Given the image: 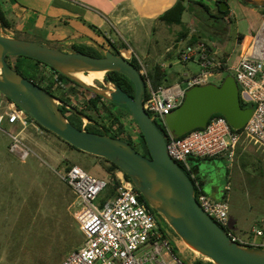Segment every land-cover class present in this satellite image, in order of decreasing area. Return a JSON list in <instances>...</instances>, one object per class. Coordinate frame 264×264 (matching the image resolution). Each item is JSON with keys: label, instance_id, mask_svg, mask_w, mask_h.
<instances>
[{"label": "rangeland", "instance_id": "1", "mask_svg": "<svg viewBox=\"0 0 264 264\" xmlns=\"http://www.w3.org/2000/svg\"><path fill=\"white\" fill-rule=\"evenodd\" d=\"M194 1L208 7V11L193 4ZM186 4L182 25H172L168 28L165 25L166 27L162 28L159 21L153 27L155 30L139 33L145 36L140 42L141 45L125 35H122L125 40L115 36L113 42L104 35H101L99 41L80 35L79 41L65 43L67 38L51 42L35 34H16L15 31L3 28L2 31L10 37L16 36L22 40L47 43L51 46L59 45L64 51L72 45H82L94 49L100 55L105 51L113 52L111 43L120 54L119 51L125 48L127 43L142 60L147 71L159 65L165 78L160 85L167 86L175 82L176 77L171 78L174 74L179 77L199 72V67L195 63L176 62L175 53L182 50L185 45L203 42L212 49L216 62L227 58L228 66H231L242 55L247 47L248 36L255 33L264 15V6L257 7L250 15H244L234 4H228L231 20L227 19L225 24L218 18L215 1L188 0ZM181 31L185 34L183 38L179 37ZM238 34L246 36L243 45L239 43ZM191 39L196 42L192 43ZM146 56L148 58L145 59ZM22 60L24 67H30L33 63L27 58ZM11 62L13 63V60ZM37 72V76H45L42 84L55 76L42 65L38 66ZM232 74V71H218L208 83L220 85L226 75ZM95 85L102 88L100 81H95ZM52 91L54 95H58V91L53 89ZM91 96L88 92L78 89L71 103L78 111H86V100ZM251 106L249 103L248 107ZM106 108L112 113L119 112V109L111 104L106 103ZM5 110L2 109L0 113H4ZM149 117L151 119V115ZM94 118L104 125L109 122L107 113L103 111ZM83 121L86 125L89 123L86 119ZM122 122L127 126L123 138L129 139L137 149L146 152L145 145L138 136L137 127L130 117H123ZM1 129L0 264H60L68 254L80 248L84 241L75 218L78 212L77 204L74 203L71 189L61 177L70 166L76 165L90 176L107 182V188L95 201L98 205L109 199L108 191L113 187L111 181L114 179L113 173L108 169L109 164L102 158L72 148L33 122H29L21 133L31 153L24 162H20L9 152L10 140L6 134L16 133L18 127L4 122ZM236 154L231 163L224 157H215L192 158L190 164L196 168V174L201 180L209 182L207 186L228 185L227 196L224 199L228 207L226 231L240 242L254 241L257 244H264V151L258 150L242 157ZM207 186H204L203 192L209 196ZM160 220L167 230L171 244L176 248V253L187 264H196L198 261L204 264L209 261L186 248L172 229L162 219ZM253 230H260L263 236L255 237Z\"/></svg>", "mask_w": 264, "mask_h": 264}, {"label": "water", "instance_id": "2", "mask_svg": "<svg viewBox=\"0 0 264 264\" xmlns=\"http://www.w3.org/2000/svg\"><path fill=\"white\" fill-rule=\"evenodd\" d=\"M244 1L249 5L264 6V0ZM218 6L220 11L228 10L224 2H219ZM20 56L43 63L109 102L125 105L142 135L149 156L141 155L128 143L105 133H92L82 126L81 129L73 126L61 113L58 108L61 103L56 98L13 70L6 62L7 57ZM90 72L103 73L100 80L102 88L96 86L95 82L86 84L75 77L78 73ZM108 72L119 73L129 80L134 87L133 97L112 84L107 77ZM143 93V83L136 69L111 51H105L101 57L69 49L64 51L59 45L10 37L0 27V95L68 145L115 165L128 177L146 205L156 213L157 221L166 233L160 219L188 248L208 259V264H264V249L231 241L200 208L194 198L192 183L168 156L164 136L142 109ZM66 108L82 122L86 119L77 110ZM252 112L251 107H241L237 84L231 75H226L220 85L207 83L188 89L181 104L165 116V123L172 136L180 137L191 130L205 127L209 118L218 114L232 130L237 131L245 126Z\"/></svg>", "mask_w": 264, "mask_h": 264}, {"label": "built area", "instance_id": "3", "mask_svg": "<svg viewBox=\"0 0 264 264\" xmlns=\"http://www.w3.org/2000/svg\"><path fill=\"white\" fill-rule=\"evenodd\" d=\"M125 46L119 51V56L137 64L136 71L146 88L147 98L144 103L141 102L142 109L151 115V121L153 119L165 131L167 154L193 181H190L193 189L194 186L197 189L194 198L200 208L231 241L264 249V244L240 242L226 231L228 207L225 198L215 201L204 195L190 164L192 158L215 157H224L231 163L241 138L264 148V15L248 47L234 64L228 66L226 63L227 68L224 69L233 72L240 101L252 104V115L240 132L232 130L222 116H211L205 127L180 137L172 136L166 126L165 116L181 104L185 92L193 86L207 84L223 68L222 61H215L211 48L205 43L187 44L177 53L176 62L195 63L199 67L198 73L176 75L174 83L156 88L151 86L142 60L127 43ZM4 122L18 127L16 133L6 132L10 140L8 150L24 162L31 153L21 137L30 122L28 116L8 101L5 112L0 113V130ZM85 125L86 122L81 125L83 129ZM113 176V196L98 205L95 201L107 188V182L90 176L76 165L70 166L61 177L71 189L77 204L75 218L84 241L60 264H186L173 252L166 231L153 211L139 199L140 194L131 182L120 170L115 171ZM253 233L256 237L263 235L260 230H253Z\"/></svg>", "mask_w": 264, "mask_h": 264}, {"label": "crops", "instance_id": "4", "mask_svg": "<svg viewBox=\"0 0 264 264\" xmlns=\"http://www.w3.org/2000/svg\"><path fill=\"white\" fill-rule=\"evenodd\" d=\"M213 1L217 3L219 0ZM175 2L176 0H0V10L9 22L8 29L15 31L16 34H35L51 42L67 38L65 43L79 41L80 35L95 41H99L101 35H104L112 42L115 36L125 40L122 38V35H125L141 45L140 42L145 36L139 33L153 30L159 22L158 17ZM194 2L193 4L196 3ZM228 4H234L244 15H250L257 8L248 3L241 4L238 0H228L227 6ZM185 6L187 7L186 3ZM227 19L231 20V13L224 17L225 24ZM159 24L162 28L167 26L161 22ZM88 25L94 28L91 29ZM175 55L177 56V53ZM226 63L228 64L227 58ZM7 103L8 101H4L0 95V112L6 109ZM258 150L263 152L264 148L241 138L235 153L242 157ZM198 180L202 193L207 196L203 188L209 182L199 177ZM228 188V185L223 187L219 184L207 186L206 190L209 191L207 197L215 201L226 198Z\"/></svg>", "mask_w": 264, "mask_h": 264}, {"label": "trees", "instance_id": "5", "mask_svg": "<svg viewBox=\"0 0 264 264\" xmlns=\"http://www.w3.org/2000/svg\"><path fill=\"white\" fill-rule=\"evenodd\" d=\"M228 0H219L216 3V9H217V13H218V18L224 22V17L228 14V10L227 11H220L218 3L219 2H225L227 3ZM242 3L246 4V2L244 0H240ZM188 2V0H176V2L173 4V6L171 8H169L168 10H166L164 13H162L159 17H158V21L163 22V24L167 25V26H172V25H182V17L184 12L186 11V6L185 3ZM195 3V2H194ZM196 5L202 7L205 11H208V8L200 3H195ZM91 29L94 28L91 25H88ZM0 27H2L3 29H8L10 27L9 22L7 21L6 17L3 15V12L0 10ZM184 33L181 31L179 32V37L183 38L184 37ZM253 34L248 36L247 41V45L250 41V39H252ZM245 37L244 35H238V40L239 43L243 45V41H245ZM192 43L196 42L193 41V39H191ZM113 53L119 55L117 48L113 45V43L110 44ZM69 50L74 51V52H78V53H83L89 56H93V57H101V55L99 53H97L94 49L90 48V47H86V46H82V45H72ZM26 57H7V61L8 64L12 67L13 70H15L16 72H18L19 74H21L23 77H25L27 80L29 81H33L35 82V80L37 79L39 80H43L45 76L44 75H39L37 76V71H38V66L44 65L43 63L27 58L28 60H31L33 63L30 67H24L23 66V60ZM11 60H13V63L11 62ZM222 63H223V68L220 70H224L227 68L226 65V59H222ZM130 64L136 69L138 70V66L137 64L131 60ZM45 67L49 68L52 73H55L57 75L56 78L54 79H48L46 80L48 86L42 88L44 91H46L50 96L56 98L61 105L58 106V108L60 109L61 113L68 119V121L75 126L77 129H81V123L82 120L75 114L73 113L71 110L67 109V107H70L71 109H75L78 111V109H76L75 107H73L71 100L72 98L77 94V90L78 89H82L85 92H88L89 94H91L92 96L90 98H88L86 100V104H85V108L86 111H78V113L82 114L87 120H88V124L84 127L85 131L88 132H92V133H97V134H102L105 133L106 135L110 136L111 138H115L121 141H124L126 143H128L130 146H132L138 153H140L143 156H149L147 147L145 145V142L142 138V135L139 131V129L137 128V132H138V136L140 137V139L143 141L144 145H145V149L146 152H144L141 149H137V147L128 139L125 140L123 138L125 132L127 131V126L123 124L122 119L123 117H130V120L135 124L134 120L131 118L130 113L127 109V107L125 105H118L115 104L113 102H109L93 93H91L90 91L78 86L77 84L73 83L72 81H70L69 79H67L66 77H64L63 75L59 74L58 72L54 71L52 68L44 65ZM148 76L150 79V83L151 86L153 88L158 87L163 81H164V73L163 71H161L159 69V66H155L153 67L151 70L148 71ZM107 77L109 78V80L111 81L112 84H114L115 86H117L118 88H120L123 92H125L126 94H128L130 97H133L134 95V87L132 85V83L127 80L124 76L120 75L119 73L116 72H108L107 73ZM176 77V74L173 75V77H171L172 79ZM53 90L58 91V95H54L52 92ZM144 94L141 98V102L144 103V101L147 98V93H146V88L144 87ZM4 98V97H3ZM6 99V98H5ZM6 101H9L6 99ZM106 103L107 104H111L112 106H115L116 108L119 109L118 113H112V111H110V109L106 108ZM241 107L242 108H246L248 107V105H246L245 103H243L242 101H240ZM106 112L107 113V117L109 119V122L107 125H104L102 123H99L94 116L98 115L100 113ZM90 113V114H88ZM70 115L71 119L69 116ZM214 116H220L218 114H213L212 117ZM28 120L30 122L35 123L40 129L49 132L47 130H45L44 128L40 127L35 121H33L30 117H28ZM152 122L154 123V125L156 126V128L158 129V131L163 135L166 136L165 131L152 119ZM241 130H238L236 132H240ZM130 137V136H128ZM70 146V145H69ZM72 147V146H71ZM74 148V147H72ZM104 160V159H103ZM106 163L109 164V171L114 173L115 171H117V167L115 165H113L112 163L104 160ZM193 172L196 174V169L193 167L192 168ZM184 173L186 174V176H188V174L184 171ZM113 175V174H112ZM126 178H128L127 176H125ZM198 178V177H197ZM188 179L190 181H192L190 179V177L188 176ZM193 182V181H192ZM109 198L113 196L114 194V187H112L109 191ZM194 193L195 196L197 195V189L194 186ZM139 199L142 202H145L144 199L142 198L141 195H139ZM153 211V210H152ZM153 213L156 215V213L153 211ZM172 250L173 252L176 254V248L173 247L172 245ZM196 264H203L201 262H196ZM204 264H208V263H204Z\"/></svg>", "mask_w": 264, "mask_h": 264}, {"label": "bare ground", "instance_id": "6", "mask_svg": "<svg viewBox=\"0 0 264 264\" xmlns=\"http://www.w3.org/2000/svg\"><path fill=\"white\" fill-rule=\"evenodd\" d=\"M250 42H251V39H250L248 45L250 44ZM248 45H247V47H248ZM75 77H77L80 81H82V82H84L86 84H92L95 81H100L102 79V77H103V73L102 72H90L88 74L78 73V74L75 75ZM182 244L186 248H188L183 242H182ZM206 262H208V261H206Z\"/></svg>", "mask_w": 264, "mask_h": 264}, {"label": "flooded vegetation", "instance_id": "7", "mask_svg": "<svg viewBox=\"0 0 264 264\" xmlns=\"http://www.w3.org/2000/svg\"><path fill=\"white\" fill-rule=\"evenodd\" d=\"M254 6V5H253ZM256 7H258V6H256ZM131 61V60H130ZM130 61H127L128 63H130ZM6 62L8 63V61H7V59H6ZM41 65V64H40ZM43 67H45L44 65H42ZM45 68H47V67H45ZM49 69V68H48ZM50 70V69H49ZM55 74V73H54ZM57 77V75L55 74V76L53 77V79L54 78H56ZM31 82H33V81H31ZM34 84H36V85H38L39 87H41V88H44V87H46V86H48V84H47V82L45 83V84H42V81H38V80H36L35 82H33ZM99 85V84H98Z\"/></svg>", "mask_w": 264, "mask_h": 264}]
</instances>
